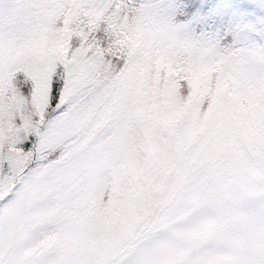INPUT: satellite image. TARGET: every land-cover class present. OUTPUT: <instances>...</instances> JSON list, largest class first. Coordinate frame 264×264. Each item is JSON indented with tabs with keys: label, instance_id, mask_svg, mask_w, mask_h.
Masks as SVG:
<instances>
[{
	"label": "snow or ice",
	"instance_id": "6c2138e0",
	"mask_svg": "<svg viewBox=\"0 0 264 264\" xmlns=\"http://www.w3.org/2000/svg\"><path fill=\"white\" fill-rule=\"evenodd\" d=\"M0 264H264V0H0Z\"/></svg>",
	"mask_w": 264,
	"mask_h": 264
}]
</instances>
